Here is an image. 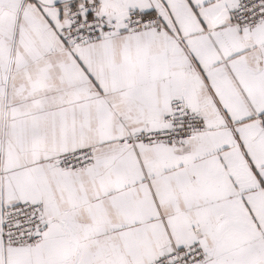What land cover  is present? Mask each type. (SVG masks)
Masks as SVG:
<instances>
[{"label": "snow or ice", "instance_id": "snow-or-ice-1", "mask_svg": "<svg viewBox=\"0 0 264 264\" xmlns=\"http://www.w3.org/2000/svg\"><path fill=\"white\" fill-rule=\"evenodd\" d=\"M0 264H264V0H0Z\"/></svg>", "mask_w": 264, "mask_h": 264}]
</instances>
